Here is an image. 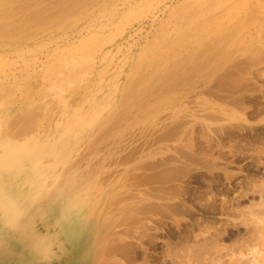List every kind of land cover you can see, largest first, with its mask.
Instances as JSON below:
<instances>
[{"label": "bare ground", "instance_id": "bare-ground-1", "mask_svg": "<svg viewBox=\"0 0 264 264\" xmlns=\"http://www.w3.org/2000/svg\"><path fill=\"white\" fill-rule=\"evenodd\" d=\"M114 1L97 0L96 4L104 13L108 4ZM215 1L205 2L213 5ZM37 2L0 0V41L17 34L26 24L39 30L45 28L47 23L62 16L61 11L47 12L53 5H61L59 9L67 11L70 16L81 2L90 4L93 1L49 0L44 6H37ZM258 3L251 5L245 17L229 26L235 30L228 35L227 31L210 22L188 26L190 31L184 29L178 32L169 43L172 46L168 45L169 49L163 50L160 56L145 62L143 54L140 55L123 80L113 81L105 87L98 84L88 87V84L85 92L73 90L67 97L59 99L72 104L75 110L82 107L79 113L72 110L69 119L73 121L72 125H76L75 121H84L82 125L77 124L79 127L87 128L90 124L88 128L91 127L92 131H89L93 138L88 140V147L83 142L88 148L85 160L90 159L88 171H97L105 160H122L125 163L140 158L145 152L146 157L151 158L142 161L136 171L132 186L135 191L111 197L107 202L98 197L99 190L107 191L102 180L90 182L85 179L84 182L79 179L81 173L88 172L84 168L72 167L71 176L64 175L66 184L63 182L58 190L53 214L42 213L43 224L48 230L50 223L55 222V238L51 237L58 242L60 254L66 257L63 264H143L136 260L141 257L139 254L143 260L149 259V256L157 257L156 249L162 246L161 243L172 250H179L181 259L178 261L181 264H264V250L261 248L262 256L258 252L262 246L256 245L260 257L255 253L249 255L253 244L262 243L260 245L264 246V1ZM184 20L177 21L178 25H186L188 22ZM31 31L30 34H33L34 29ZM246 38L248 43L244 42ZM95 40L99 38L88 37L80 47L63 51L61 55L64 58L50 61L54 68L43 71L42 77L61 82L70 91L71 83L79 79L82 71L91 70L93 64L87 57ZM180 42L182 45L175 49V44ZM3 55L0 52V71L9 64ZM30 84L23 87L26 101L34 83ZM6 86L0 85V136H23L46 112L42 113L39 110L41 107L14 112L13 90ZM32 88L36 89L35 85ZM142 93L147 94V98L140 104L134 97ZM89 95L96 99L88 102ZM135 108L137 113L141 112L139 117ZM114 119L113 132L107 135ZM122 119H126L125 124H121ZM250 119L257 121L252 123ZM139 121L143 125V144H135L137 146L120 156L119 152L137 139L136 135H130L134 132L131 127ZM126 124L130 128L128 132L122 130ZM84 127L80 131L82 134ZM161 141L164 143L156 146ZM170 141L173 143H168ZM24 150L30 151V148L10 142L2 144L0 173L8 176V182L4 188L0 175V194L4 198V207L9 211V218L19 220H16L17 224L23 230H30L31 219L37 216L33 213L36 202L27 201L24 209L20 207L17 199L21 194L18 188L21 178L18 173L15 174L14 168L9 167ZM69 150L74 149L70 147ZM230 167H235L236 171ZM240 174L244 176L241 180L238 178ZM202 175H208L210 179L202 182ZM191 178L202 183L190 186ZM198 187H204L205 193L215 191L222 197L217 202L218 198H214L218 195L216 193V196L198 204V198L205 195ZM82 188L85 190L81 193ZM249 193L253 198L257 197L254 193H258L257 202L256 199H248ZM229 194L233 197L229 198ZM246 196L250 204L244 206L243 202H248ZM237 214L241 221L232 222L229 217ZM223 216L227 218L225 221H222ZM217 219H221L220 224H217ZM170 223L176 229H172ZM241 224H244L243 228L239 227ZM229 225L234 228H229ZM30 234L35 244L52 248L54 241L50 243V238H43L40 233ZM228 239L238 241V247H244L240 248V255L231 256L232 247L222 243ZM45 253L48 257L51 254ZM51 257L60 261L59 255L54 252ZM164 258L166 263L167 257Z\"/></svg>", "mask_w": 264, "mask_h": 264}, {"label": "rangeland", "instance_id": "rangeland-1", "mask_svg": "<svg viewBox=\"0 0 264 264\" xmlns=\"http://www.w3.org/2000/svg\"><path fill=\"white\" fill-rule=\"evenodd\" d=\"M48 1L49 0H38L37 6H44ZM92 1L93 2H91L90 4H88L89 2L87 4L85 2H81L80 7L76 11L71 12L70 16L67 15V11L59 9V6L61 5H53L48 9L47 12L54 13L56 11H61L62 16L58 19H54L50 23H47L45 28H40L41 30H39L38 27H30L28 24H26L27 27L26 25H23L24 29L19 31L17 34H12L13 36H11L10 38L4 37L0 41V45H3V47L0 48V52L2 54L4 53L5 55L3 56L6 60L9 61L8 66H5L4 70L0 71V85L6 86L7 84L6 87L13 90L14 93L12 91L11 92L14 99L12 103L14 112H21L24 109L39 107H41L39 108V110L42 111V113L46 112V114L43 113L39 117V122H37L36 120L32 125V127L35 125V128L31 127L23 133V136L22 134L20 136H0V151L2 148V144L6 142L20 145L23 148H30V151L24 150L22 154L17 155L14 158V162L9 167L14 168L15 174L18 173L19 177L21 178V184L18 187L21 194H19L18 196L19 198L17 199V203L22 209H24L26 207L27 201L30 202L31 200H34L36 202V209L33 213L37 214L34 219H31L32 221L30 220V230H23L17 224V221L19 220L16 219V221L9 218V211L4 207V198L0 194V244H2L0 247V264H63L66 261V257L61 255L58 250V245L56 244L58 242L53 240L55 238L56 230L54 228L55 222L50 223V225L48 226V230L45 224H43L42 213H46V215L53 214L57 205L58 190L60 187H62V185H64V183L66 184V182H64V175L71 176L69 172L71 171L72 167H75L77 169L84 168L86 171H88L87 165L90 162V159L88 158L85 160V154L88 153V148H86V145L84 143H86L88 147V140L93 138V134L91 132V127L90 129L88 128L90 124H87V128L83 126L85 130L83 134L80 132L83 127H79L77 126V124L79 125L80 123V125H82L81 123H83L84 121H75L77 122L75 123L76 125H72L73 121L70 122L71 120L69 119L73 114L72 110H75L76 107H74L72 104H67V102H60L59 99L61 97H67L73 90L78 89V91L81 90L82 92H80L83 93V91L87 87L86 85L88 84H90L88 85V87H91V85L95 87L98 85L100 87H105L113 81L123 80L125 78V74L131 71V68L134 66V62H138V58L140 55L143 54L142 56H144L145 62L149 61L152 58L160 56L163 50L169 49V47L167 46L169 45L171 40L175 38V35L178 34V32H182L184 29L188 30V26H194L195 24L199 23L206 24L207 22H210L213 26H219V29H223L225 30V32L227 31L226 34L228 35L230 32H234L235 30L234 28H230V25L234 24L241 17H245L246 14L249 13L251 5H254L255 3L259 4L258 2H263L264 0H216L213 5L206 4L207 2L205 1L207 0H116L113 3L111 2L112 4H108V9L104 10V13H102V10L97 6V0ZM18 15L19 14H17L16 17ZM182 19H185L184 21L188 23L186 25L183 24L179 26L177 21ZM248 20L249 18L246 19V21ZM66 21H68L67 24ZM30 30L33 31H31L33 34H30ZM88 37L99 38V40H95L94 42H92V50L87 57L88 61L90 60V64L93 65L91 67V70L87 69L85 72L82 71L79 79L74 83H71L70 91H68V88H64V85H62L61 82L42 77L41 74L43 71L48 72L49 68H54L53 64H50V61L56 62L58 59L64 58V56L61 55L63 51L67 52L71 49L80 47L83 41H85ZM220 37L222 36H219L218 38ZM244 42L248 43V38H246ZM181 45V42L176 43L174 48L179 49V46ZM169 46L171 47L172 45ZM156 51L157 53L154 54ZM20 76L22 79L20 78ZM10 80L11 82H9ZM16 80H19V83ZM31 81L34 84H32ZM13 83L17 84L13 85ZM27 83L32 87H34L35 85L36 89L31 87L28 100L26 101L23 95V87L27 85ZM10 84L14 89L11 86L9 87ZM51 87H53V89ZM33 89L36 92H34ZM20 91L21 93H19ZM146 96L147 94L142 93L136 95L134 99L141 104L146 100ZM88 97V102L96 99L95 96L91 97V95H89ZM35 103L38 104L35 105ZM47 103H49V105ZM57 103L60 106H57ZM47 106L51 107V109L48 108V110ZM61 108L66 113L61 111ZM81 108L75 110L74 113H79L82 110ZM134 110H136V114L139 117L141 112L137 113V108H135ZM68 111L70 113H68ZM67 114L68 116L65 117ZM118 114L116 115L119 118ZM45 115L47 116L45 117ZM58 115L59 118H57ZM60 117H63V121ZM120 119L121 118H119L118 120ZM256 121L257 119H252L250 122L255 123ZM114 122L116 123V119H114L110 123V128L108 129L109 132L107 135H110L113 132V129L111 127H113ZM122 123L125 124L126 119H122L121 124ZM57 125H59V129L57 128ZM73 127L75 128L72 129ZM141 127H143L142 121H139V123L135 124L134 127H131L134 132L130 136L136 135L137 139L135 141H132L129 145L133 146H128V149L126 148L121 150V152H119L120 156H123L126 152L128 153L130 149H132V147H135L138 144H143ZM122 130H125L126 132L130 131L128 124L124 125ZM85 133L90 134L84 135ZM54 134H56V136ZM84 139L85 141H87L85 142ZM2 140H4L5 142H1ZM163 143L164 141L156 143V146L162 145ZM168 143L172 144L173 142L170 141ZM70 147L74 149L73 151L71 150V152L69 150ZM80 149H82L83 151H81ZM102 153L103 151H101V154ZM146 153L147 152H145L140 158H133L130 159L129 162L125 163L122 160H118L119 163L117 160L115 161L116 163L110 160H105L106 162L102 161L100 169H98L97 171H88L87 173H81L79 179L84 182L87 179V181L91 180L90 182H94L98 179L102 180L104 185L106 184V186L104 187H107V191L105 189L99 190L98 192L100 194L98 195V197L101 200L107 202L111 199V197L124 195L128 192H131V190L135 191L132 186L135 182L134 180L136 177V171L140 168L141 163L151 159L150 157H146ZM66 158L69 161H67ZM91 161L93 162V159ZM108 163H110V165H108ZM230 168L233 169V171H236L235 167ZM110 170H112L111 173L109 172ZM116 170L121 173L118 174V172H113ZM115 173L118 176L114 175ZM0 175L2 176L3 187L6 188L8 176L5 173L2 174V172L0 173ZM240 175H238V178L241 180L244 178V176ZM207 176L208 175H202V182H207L210 179L209 176L208 178ZM193 179L194 178L190 179L191 182L188 185L196 186L197 184L200 185L202 183L201 182L199 184L196 179L194 181ZM24 180H27V182ZM198 189H202L203 193L205 194L204 195L201 191V194L204 195V198L203 196L199 198L197 197L198 200H196L198 204L201 201L203 203L206 202L209 197L216 196L217 194L218 195L214 197L216 199L218 198L217 200L214 199L217 202L222 197V195L220 196V194L215 191L213 193L211 191H209V193H205L204 187H198ZM84 190L85 189L82 188L81 193L84 192ZM210 193L212 194L211 196ZM250 193L252 194L253 192ZM250 193L248 199L250 198L251 201H254L256 199L255 201L257 202V197H259L258 193H254L257 196L255 198H253L252 196L250 197ZM229 195V198L233 197L232 194ZM247 201L248 202L244 201L245 203L243 202L242 205L245 204L244 206H247L248 203L250 204V201ZM243 209L246 211L245 208ZM238 212L239 211H237V213ZM241 215L242 214L240 213V216ZM196 216H199V214ZM237 216L239 215L237 214ZM237 216H230L229 219H231L232 222H240V218L242 216H239V218ZM223 218L224 220L222 221H225L226 217L223 216L222 219ZM218 219L217 224H220L221 219ZM243 225L244 224H241L239 225V227L243 228ZM170 226L172 227V229H176V226L174 224L170 223ZM231 226L232 225H229V228H234V226ZM31 232L33 234L40 233L43 238H50V243H53L54 241V243L52 244V248L40 246V243L35 244L34 242H32V239L30 237ZM51 236H53L54 238ZM170 239L172 238H168V240ZM228 240H224V242L222 241V243H226L225 246H227L228 248L232 247L231 251L233 253H231V256H233V254L234 256L238 255L242 246L238 247V241L234 242V240ZM260 244L262 243L253 244L252 246L254 249L252 248V246H250L251 250L249 249V251L251 253L248 250L246 251L249 252V255L255 253V255L257 254V256L260 257L259 253L262 256L264 250V246ZM160 245L162 246H159L156 249L157 257L149 256V259L143 260V257L142 255H140V253L139 256L141 257H138L136 259L137 262H141L143 264H181L178 261L179 259H181L178 249L172 250L170 247L168 248L162 243ZM256 245L262 246L259 248V250L261 248L263 250H258V253L256 250L258 249ZM234 247H236L237 249L239 248L238 251H236V248L234 249ZM169 249L171 251H169ZM255 250L257 253L254 252ZM45 251L51 253L49 257L46 255ZM53 252L56 255H59L60 261H57L56 259H53L51 257ZM176 253H178V255H176ZM168 254L169 256H166ZM228 254L230 253L228 252ZM164 257H167L166 263L164 261Z\"/></svg>", "mask_w": 264, "mask_h": 264}]
</instances>
